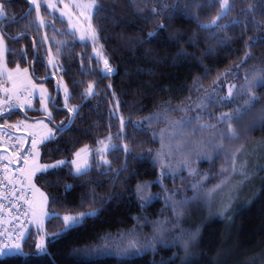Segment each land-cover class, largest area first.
I'll use <instances>...</instances> for the list:
<instances>
[{
    "label": "trees",
    "instance_id": "16d2710c",
    "mask_svg": "<svg viewBox=\"0 0 264 264\" xmlns=\"http://www.w3.org/2000/svg\"><path fill=\"white\" fill-rule=\"evenodd\" d=\"M0 1L4 3L6 13L0 27L7 42V63L12 67H28L35 79L44 82L51 90L52 99L59 105L58 109L51 102V125L54 127L66 121L72 114L63 109L57 78L46 62L48 46L55 52L60 75L72 92L69 105H80L79 114L71 126L58 133L55 140L41 145L39 160L42 163H52L61 158L71 161L72 153L85 144L97 147L98 139L107 137L109 132L117 133L119 114L136 120L155 111H164L163 104L170 101L172 108L167 112L173 115V108L190 100L196 81L204 85L211 83L219 72L239 62L245 51L246 39L264 34V23L257 26L251 22L253 18L264 21V0H230L234 7L220 23H226L233 17L244 19L247 15L248 26L246 31L239 25L226 29L227 35L234 37L226 44L218 43L224 32L210 36L209 33L215 29H201L196 19L185 14H198L200 21H207L216 14L218 4L210 8L199 6L205 5L206 0H96L100 9L93 15L92 23L98 30L103 55L113 68L111 73L105 74L102 61L93 56L92 45L69 35L64 20L42 7L45 19L55 22V30L47 24L37 28L35 24H29L35 17V8L31 6V15H25L30 0ZM249 4L254 8L250 14L246 12ZM164 5L167 8L163 12H151L152 7L160 9ZM161 22L166 30L157 29ZM150 31L157 34L149 39L146 36ZM13 36L17 38L13 39ZM53 36L69 43L57 52ZM180 49H183V54L177 55ZM249 50L252 59L243 67L251 70L254 66H264V41L250 45ZM89 81L93 82L96 94L84 98L80 93ZM254 92L259 100L252 111L264 104V86H259ZM117 100L119 110L110 118V111H113L112 106ZM238 104L229 103L226 111ZM21 116L45 117L37 110L12 109L0 114V123ZM247 122L248 119L242 123L244 128L248 126ZM145 129L137 130L126 124L123 141L114 139L113 143H127L134 153H147L158 143L152 131L148 127ZM263 138L264 126L257 124L253 128L248 127L240 141L248 144ZM107 155L113 170L125 161L122 149ZM221 163L220 158L202 164L211 172L207 183L220 178L218 170ZM91 165L90 171L79 177L71 174L70 164L59 170H49L46 174L38 173L34 183L48 193L50 212L63 215L69 211L95 208L99 210L98 215L86 219L82 227L72 229L55 241L50 242L46 237V253L36 251L39 233L31 232L22 242L23 253L27 255L16 253L0 257V264H264V180L259 179L231 221L212 217L203 222L199 211L191 215L194 226H201V234L196 255L187 263H181L173 256L172 247L161 246L155 252L128 257L85 255V250L99 245L108 235L139 228L150 230L164 210V202L160 198L141 207L135 193L138 182L154 181L158 177V168L149 156L143 159L128 156L127 168L120 172L119 178H115L114 171L105 172L103 166L97 164L95 155L91 156ZM64 184L73 187L66 191ZM153 187L157 189L155 185ZM62 227L60 219L49 217L45 220V229L49 233Z\"/></svg>",
    "mask_w": 264,
    "mask_h": 264
},
{
    "label": "snow or ice",
    "instance_id": "6c2138e0",
    "mask_svg": "<svg viewBox=\"0 0 264 264\" xmlns=\"http://www.w3.org/2000/svg\"><path fill=\"white\" fill-rule=\"evenodd\" d=\"M46 6L49 10L55 12L57 9L56 3L53 0H45ZM63 3V0H60ZM218 4V10L216 14L211 17L210 20L200 21L198 14L193 15L191 13H185L190 18L196 19L199 27L201 29H215V31L210 32V36H217L218 33L224 32V35L219 36L218 43L226 44L227 41L233 39L234 37H230L227 35L226 29L232 27L233 25H239L242 27L244 31L247 30L248 26V16L246 15L244 19H240L238 17H233L228 20L226 23H220L224 17L228 16L232 11L234 5L230 3V0H206L205 5L199 6H207V7H216ZM35 6V17L34 19L29 21V24H35L37 28H42L46 24L50 25L55 30V22L52 20H46L45 17L41 14V5L39 0H30V7L25 15H31V6ZM79 11V17L84 18L88 21V23L81 27L79 22L73 23L72 16L74 15L69 10V5L64 3L63 8L59 9L60 18L64 19L65 17L68 19L69 27L66 30L69 35L74 36L79 42H85L86 40H91L94 44L99 40L98 30L95 25L91 22V17L95 14L96 11L100 9V5L96 2V0H88V2H83L75 5ZM167 8V5H164L163 8L157 9L156 7H152V13H160L163 12ZM254 11L253 5L249 4L246 12L252 13ZM6 17L5 13V5L0 2V19ZM147 19V17H144ZM171 18V14H169V19ZM79 21V18H78ZM253 24L259 26L264 23V21L255 20L254 18L251 20ZM27 27V26H26ZM157 29L166 30V26L161 22L158 24ZM79 33L78 37H76V33ZM155 31H150L147 33L146 38H153L156 36ZM22 34H17V36ZM17 36H13L15 39ZM44 39L47 40L48 36L45 35ZM57 46V52L61 50L62 47L66 46L69 42L67 40H56L55 36L52 37ZM259 41H264V34H261L255 38H248L245 40V51L243 56L240 58L238 63L231 65L228 68H225L223 71L219 72L217 76L213 79L212 84L204 88V94L202 97H198V102L184 104L181 102L173 111H178L183 113V115L176 119L168 116L167 110L172 108L171 102H166L163 104L164 111H155L152 114L142 117L139 120H132L131 117H125L123 114L118 115L119 120V130L115 135L111 132L107 135V137L98 139L96 141L97 147L92 148L89 145L85 144L81 148L77 149L74 153H72L73 159L68 161L66 158H61L53 161L49 164H41L39 162L40 157V148L38 145L43 142H48L55 140L58 133L64 132L67 128L71 126V123L74 121L76 115L79 114L80 105L73 104L69 105V100L71 99L72 92L69 89L68 85L63 84V109L72 115L68 117L66 121H61L59 124H56L54 127H48V124L45 123L43 119L37 120L35 124L28 125V127L32 128L33 131L32 141H31V149H30V157L24 158L25 167L21 169V180H25L27 182L26 185H22V187L30 186L36 192H39V200L32 199L27 201V211L23 213V218L19 220L18 226L13 227L11 230L5 229L0 231V255H10L12 253H23L22 249V241L25 239L26 231L30 224L35 226L36 232L40 233L35 242V249L38 253H46L48 251L46 247V237L49 241H55L60 238L62 235L67 234V232L71 231L74 228L82 227L84 221L88 218L95 217L98 215V209H90L87 211L80 212H65L63 215L57 212L49 213L47 211L48 206V194L42 192L40 189L36 188L35 184L32 183L33 177L37 172L42 174H46L49 170H59L62 166L70 164L71 165V174L73 176L79 177L85 175L88 171H90L92 165L90 164V157L95 155L98 157L97 164L103 166L104 171H114L115 178H119V174L121 171L127 168V157L131 156L133 159H143L145 156H150L152 154V150L149 149L147 153H134L130 148L129 144L121 143L116 144L113 143V140H121L123 141L124 129L126 124H131L137 130H146L144 121H147L148 124H152L154 121H159L163 119L166 124L165 127L160 128L159 139H160V148L156 150L154 156V164H159L161 168V172L159 177L154 181L148 182H138L135 186V193L140 202L141 207L148 206L154 199L159 197V193H151L146 192L145 190L152 183H159L164 191L167 193L169 190L163 185V179L171 174L173 177L176 173V168L187 167L189 176L199 177L195 179L190 187L193 195L191 197L185 196L181 200H176L175 195L170 194L165 198V206L171 205L173 212L177 215L182 214L183 208L190 202L197 200L199 198H203L205 202H210L213 196L221 191L224 187H226L229 175H246V171L238 172V164L240 169H246L247 161L240 162L238 161V156L243 152V145L236 147L234 150L229 148L224 141H235L239 140L241 137V133L237 131V125L242 121L243 117L252 111L253 106L259 100L257 94L253 91V89L258 86H264V66H254L251 70H246L243 75V83H233L232 80L240 79L239 72L240 69L247 63L249 59H252V53L249 50V46L255 44ZM5 39L4 33L0 32V74H3V54L5 51ZM102 47V46H101ZM95 52H97V57L99 58V50L94 48ZM24 50L22 49V52ZM48 60L47 63L57 66V61L53 56L51 47L48 48ZM211 51V49H209ZM183 54V49L177 53V55ZM103 73L108 74L113 71L109 63V59L107 57L103 58ZM66 70V69H65ZM20 69L17 66L15 73L12 71L8 72V78L12 81V87L10 89H6L11 93L9 96V101H15V103L19 107L31 106V90L28 88V84H31V77L28 75V69L23 70V77L19 75ZM232 78L230 80L229 78ZM75 83V82H74ZM33 87L40 88V104L41 109L46 119L51 122L53 121V113L48 108V103L52 102L53 107L59 109V105L52 99L50 95L47 94L46 89H44L43 85H32ZM195 86L197 90H199L201 85L199 82H195ZM225 86L227 88L226 94H221L224 92ZM95 87L93 82L89 81L87 87L80 93V95L84 98L95 95ZM113 97H115V93H112ZM245 97L243 103L238 104L230 111L220 112L218 115L214 112H210L209 115L213 117L216 121L215 123H208L202 121V114L208 108L210 103H215L217 107H223L227 103H235L238 97ZM191 99V98H189ZM4 101H0V105H3ZM11 106V105H9ZM113 111H110V118L116 115V112L119 110V101L112 106ZM3 107H0V112H3ZM194 113L193 115H189V113ZM260 116L249 123L248 127L253 128L257 124L264 126V108L260 110ZM236 123H233V122ZM221 125L223 127H221ZM2 127L0 126V131H2ZM111 127V125L109 126ZM208 131L209 135L202 136L199 141H194L191 137H194L197 131ZM157 130H153V138H156ZM217 137L220 138L219 142H217ZM205 141L207 143H205ZM21 144L23 141L20 142ZM3 146L2 141H0V147ZM19 147V145H17ZM211 148V152L209 151ZM123 150L125 155V161L121 164L119 168L112 169V163L107 158V154L109 152H116ZM57 151L59 148L56 149ZM193 153L197 156V158H204L211 160L213 155H221L223 153L225 162L228 164V167H221V172L226 173L223 179H221L217 184H214L210 187H205L206 181L209 179L208 174L200 175L199 170L196 168H192L191 164V156ZM19 153H14V155H18ZM119 159V157H116ZM11 159V157L9 158ZM176 160V166H173L172 161ZM5 169L7 165H4ZM264 170V167L261 168ZM73 187L71 184H64L65 190H70ZM238 189V185H233L231 191L234 192ZM55 199V197H53ZM232 200V196L229 195V199L227 203L223 204V212L226 213L230 208V203ZM83 206V205H81ZM17 208L20 205H16ZM0 208H3V205L0 204ZM48 217H55L60 219L63 223V227L60 228L56 232L49 233L45 229V219ZM13 219H17L13 217ZM166 221H154V235L152 240L145 241L141 244L138 239L131 238L135 232V230H130L127 234L130 238L125 247L120 248V252L122 254H127L131 250L139 251L142 248L152 247L155 249V244L153 241L162 240V234L165 231ZM199 229L196 231L185 232L181 231L179 236L176 239H180L183 242V248L185 250V255L187 256L188 250L192 242H194L197 238ZM122 236L125 234H121ZM187 236L185 239L184 237ZM163 264V262H162Z\"/></svg>",
    "mask_w": 264,
    "mask_h": 264
},
{
    "label": "rangeland",
    "instance_id": "374dc122",
    "mask_svg": "<svg viewBox=\"0 0 264 264\" xmlns=\"http://www.w3.org/2000/svg\"><path fill=\"white\" fill-rule=\"evenodd\" d=\"M39 2L41 5V14H42V7L43 8L45 7V9L51 15H56L60 18L59 9L63 8L64 3H67L69 5V10L74 14L72 16V22L74 24L79 22L80 26L83 27L88 23L87 20H85L82 17H79V11L80 10L75 7L76 4L88 2V0H63V3H61L60 0H53V2L56 3V5H57V9L55 10V12H53L52 10H49L47 8L45 0H39ZM32 6L35 8L34 5H32ZM92 17H91V22H92ZM78 18H79V21H78ZM1 20L2 19H0V21ZM62 20H64L67 23V29H68V27H69L68 19L65 17ZM0 32H2L1 27H0ZM78 35H79V33L77 32L76 37H78ZM4 39H5V36H4ZM85 42H89L92 45L93 56H95L97 59L101 60L103 63L104 55H103L100 43L97 41L94 44L91 40H86ZM5 45H6V47H5V51L3 54V65H4L3 74H0V101H4V103H3V105H0V107H3V109H4L3 112L10 111L12 109H20L23 111H35V110H37V111H40L45 116L44 112L42 110H40L41 109L40 88L39 87H33L32 85H37V86L43 85L44 89H46L47 94L52 97L51 90L48 88V86L44 82L36 80L28 67H23L20 65H16L13 67L9 66L7 63V58H6V54H7L6 39H5ZM48 48H49V46L46 48V55H45L46 62L48 60V51H47ZM94 48L99 50V53H100L99 58L97 57V52H95L93 50ZM52 53H53V56L55 57L56 61L58 62V58L56 57L55 52H53V50H52ZM48 65L52 71V75L57 78V85H58V89H59V93H60V98L63 101V84H65L66 81L60 75L61 68H60L59 62L57 63V66H55V67L51 64H48ZM17 66H19V69H20V73H19L20 77H23V70L26 68L28 69V75L31 77L32 83L27 85L28 88L31 90V93H32L30 96V99L32 101L30 107L29 106L19 107L15 103L14 100L9 101V96L11 95V93L8 91H5L6 89H10L12 87V81H10L8 78V72L12 71L13 73H15ZM102 66L104 67L103 64H102ZM246 70H250V69L248 67H242L240 69V72H239L240 79L232 80L231 77L229 79L232 80L233 83H237V84L243 83V75H244ZM211 84H212V82L209 84H206V85L201 84L199 82V85L202 86L199 88V90H197L196 86L194 85L191 99L189 101L185 102L184 104L198 102L197 98L203 96L204 88L209 87ZM257 88L253 89V91H255ZM226 91H227V88L225 86L224 92H222L221 94L222 95L226 94ZM244 99H245V97H243V96L238 97L235 104L237 102L239 104L243 103ZM9 105H11V106H9ZM228 105H229V103H227L223 107H217L215 105V103H210L208 105V108L202 114V121L208 122V123H215L216 121L213 119V117L211 115H209V113L214 112L215 114L218 115L220 112H226ZM48 108L52 111L51 102L48 103ZM262 108H264V104L260 105V107H256L253 111H251V113H249L247 118L243 117L242 121L237 125V131L242 133L241 135H244V131L248 128V126L246 128H244V124H242V123H244L246 121V119H248L247 123H250L253 120L257 119L261 114L260 110ZM3 112H0V114ZM161 112H163V111H161ZM173 113H174L173 115H171V113L168 114V112L166 114L168 116H170L172 118H176V119L180 118L183 115V113L178 112V111H174ZM193 114L194 113H192V112L189 113V115H193ZM40 119H43L45 121V123L48 124V127H53L51 125V123L46 119V117L30 118V117H26V116L18 117L17 119L12 120V121L11 120H5L2 123H0V126H3L2 128L9 130L12 134H14L16 137H18L20 139V141L24 142L27 140L28 137L32 141L31 133H32L33 129L28 127V125L35 124L36 121L40 120ZM139 119L140 118H138L136 120H139ZM233 123H236V122L234 121ZM165 124H166V122L163 119H161L159 121H154L150 125L148 124L147 121H144L145 127H148L152 131V133H153L154 129L157 130V134H156L155 139H156L158 144H157V147L152 149V154L149 156L153 162H154L155 152L161 146L158 130L160 128L165 127ZM221 127H223V126L221 125ZM207 135H209V132L207 130L203 131V132L198 130L196 132L195 136L191 137V139H193L194 141H199L202 136H207ZM216 139H217V142H219L220 138L217 137ZM44 143L45 142H43L42 144H44ZM205 143H207V142L205 141ZM224 143L229 148H231L233 150L236 147H239L240 145L244 146L243 152L238 156V161H240V162L247 161V167H246V169H240L239 164H238V172L239 171H246V175L245 176H242L239 174L229 175L226 187H224L221 191L217 192L213 196V198L210 202H205V200L203 198H199L197 200L190 201L183 208L182 214L179 215L178 217L173 212L171 205L165 206V198L167 195L174 193L176 200H181L185 196L191 197L193 195L190 185L195 179H198L199 177L189 176L187 167H183V168L177 167L174 177H173V175L169 174L163 179V185L169 190L167 193L164 191V189L161 187V185L159 183H152L145 190L146 192L159 193L158 198H160L164 202V210H163L162 216L158 219V221H166V223L164 225L165 231L162 234V240L153 241L155 244L154 250L152 247H147V248H142L139 251L131 250L127 254H122L119 249L125 247L127 242H128V239L130 238L127 235L129 233V231H124V232H121L118 234L106 236L104 238V240L99 245H96V246L88 249V251L85 250L86 251L85 255H87V256L88 255L89 256L116 255V256H121V257H128V256L136 255V254H143L146 252H155L161 246V247H172L173 252H174L173 256L175 258H178L181 263H187L192 258H194L196 255L199 237L201 234V226L200 225L194 226L195 221L191 222V220L193 219V218H191V215L193 213H196L197 211H199V213H201L203 215V222L208 220V219H211L212 217H223V218H226L228 221H231L234 214L237 213V210L240 207V205L247 201L248 195L252 190V186H253V184H255L257 179L264 180V170H261V168L264 167V138L259 139V140L254 141V142H250L248 144L246 142L241 143L240 139L235 140V141L225 140ZM42 144L38 145V147L40 148ZM209 151L211 152V148H209ZM107 158H108V155H107ZM220 158L222 160V163L220 164L219 170H218V172L220 173V178L211 184L207 183V181H206L205 187H210L214 184H217L226 175V173L221 172L222 166L228 167V164H226V162H225L224 155H223V153H221V155H218V156L213 155V158L211 160L204 159V158H197V156L194 153L191 156L190 166L192 168L198 169L200 175L208 174L209 177L211 174L210 169L207 167H203L202 164L205 161H209L210 163H212L214 160H216V159L219 160ZM95 160L97 162V160H98L97 156H95ZM39 162H40V160H39ZM89 162L91 164V157H90ZM40 163L41 164H49V163H42V162H40ZM172 163H173V166L175 167L176 166V160H173ZM155 165L158 168V177H159L160 172H161V168H160L159 164H155ZM38 173H40V172H37L36 174H38ZM34 177L32 180L33 184H35L34 183ZM154 185L157 188L156 190L153 187ZM233 185H238V189L234 192L231 191V188ZM35 186H36V188L40 189L42 192L48 194L45 190H43L42 188H40L36 184H35ZM31 190L33 193L32 199L39 200V192H36L32 188H31ZM229 195L232 196L230 208L226 213H224L223 212V204L228 202ZM48 198H49V195H48ZM48 202H49V199H48ZM47 211L49 213H51L48 209V206H47ZM200 223H202V222H200ZM197 228L199 229L197 238L190 245L189 250H188V254L186 256L185 250L183 248L182 240L176 239V238L179 236V234L181 233L182 230H184L185 232H190V231L194 232L197 230ZM134 230H135V232L131 238L138 239V241L141 244H143L145 241L152 240V238H153L154 225L148 231H145V230L143 231L141 228L134 229ZM122 233L125 235L122 236L121 235ZM39 235H41V234L39 233ZM184 238L186 239L187 236H185ZM86 253H88V254H86ZM12 254H16V253H12ZM12 254H10V255H12ZM5 256H7V255H0V257H5Z\"/></svg>",
    "mask_w": 264,
    "mask_h": 264
},
{
    "label": "built area",
    "instance_id": "2783aa9c",
    "mask_svg": "<svg viewBox=\"0 0 264 264\" xmlns=\"http://www.w3.org/2000/svg\"><path fill=\"white\" fill-rule=\"evenodd\" d=\"M0 141L3 143L0 147V204L3 205L0 208V231H3L18 226L23 213L27 211V201L32 200L33 193L30 186L22 187L27 182L20 179L21 169L25 167L24 158L30 157L31 139L28 138L21 144L18 137L2 128ZM4 165H7L6 169ZM16 205L20 207L17 208ZM35 231V226L30 224L25 239Z\"/></svg>",
    "mask_w": 264,
    "mask_h": 264
}]
</instances>
